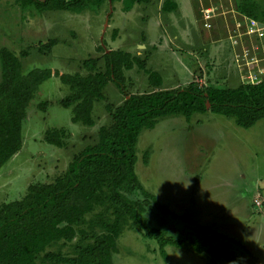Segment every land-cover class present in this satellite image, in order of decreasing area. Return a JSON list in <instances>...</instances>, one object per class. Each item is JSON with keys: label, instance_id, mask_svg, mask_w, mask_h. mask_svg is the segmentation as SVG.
<instances>
[{"label": "rangeland", "instance_id": "obj_1", "mask_svg": "<svg viewBox=\"0 0 264 264\" xmlns=\"http://www.w3.org/2000/svg\"><path fill=\"white\" fill-rule=\"evenodd\" d=\"M164 1L152 0L129 12L122 10V3L115 2L105 4L100 14H76L60 10L40 13L33 7L22 8L19 0H0V80L1 53L5 48L20 58L24 73L49 68L83 75L89 72L83 65L86 59H97L98 68L105 70L104 53L125 50L146 61V67L158 71L163 79L162 85L153 86L147 71L137 65L126 70L122 87L111 82L105 89L106 98L93 110L95 125L88 128L72 122V109L62 105L69 89L53 75L42 84L27 110L21 151L0 170V205L23 198L32 184L52 183L64 176L74 157L98 140L99 128L113 123L108 108L114 112L130 95L182 89L193 82L206 87H238V82L223 76V61H213L209 66L203 63L198 68L193 60L205 58L212 51L220 53L218 58L228 60L226 56L234 53L227 33L224 39L206 43L211 30L196 20V9L208 27L215 25L219 17L238 13V9L232 12V7H226L236 0H177L178 9L171 13L162 10ZM255 2L264 22V0ZM253 26L247 21L244 29L248 34L255 33L252 29L259 26ZM249 48L251 45L242 48L244 57L249 55ZM25 52L28 55L24 57ZM263 76L264 71L257 70L256 75L243 80L259 82ZM63 127L68 131L64 146L44 140L48 129ZM136 153V173L143 186L178 215L164 218L140 191L125 193L129 199L145 204L142 216L148 223L173 238L212 237L209 233L200 236L197 225L216 229L223 236L218 242L230 245L238 259L213 260L188 246L169 245L165 260L157 242L129 220L117 239V250L112 252L113 264H245L255 259L264 264V119L244 128L234 118L212 112L195 114L190 120L182 115L166 116L154 129L142 131ZM109 204L95 206L85 221L76 225L77 233L71 242L60 241L37 254V264L57 260L76 264L73 261L80 260L85 249L107 233L103 223H114L115 209ZM186 214L191 219H181ZM46 255L56 258L47 259Z\"/></svg>", "mask_w": 264, "mask_h": 264}, {"label": "trees", "instance_id": "obj_2", "mask_svg": "<svg viewBox=\"0 0 264 264\" xmlns=\"http://www.w3.org/2000/svg\"><path fill=\"white\" fill-rule=\"evenodd\" d=\"M107 1L19 0L22 8L33 7L40 13L60 10L76 14L86 11L100 14ZM110 1L122 2V10L129 12L136 5L149 4L152 0ZM236 5L240 13L263 22L255 0H236ZM177 8L174 0H165L162 6L166 13L174 12ZM27 55V52L22 54L24 57ZM1 58L0 169L21 150L27 110L42 84L53 75L58 76L69 89L62 105L72 109V122L88 128L95 125L93 110L97 103L106 98L105 89L111 82L122 87L126 70H132L137 65L147 71L151 85L163 83L158 71L148 69L146 61L125 50L104 53L105 70L98 68L97 59H86L83 63L89 71L86 75L53 72L49 68H33L24 73L22 61L8 48L2 50ZM108 111L112 113L113 123L99 128L98 140L87 144L74 157L64 176L52 183L32 184L23 198L0 205V264H37V254L60 241L71 242L77 233L76 225L84 222L95 206L108 202L111 204L109 207L115 209L114 223L110 225L105 221L103 225L107 233L96 238L85 249L80 260L73 263L113 264L112 252L117 250V239L129 220L157 242L165 260L168 259L166 248L170 245L176 248L188 246L198 254L209 255L213 260L235 262L237 252L230 245L218 242L223 236L216 229L197 225L200 236L211 234L212 237L206 239L167 236L164 229L151 226L142 216L146 210L145 204L129 199L125 193L140 191L147 200L153 201L164 218H177L178 215L169 206L162 204L143 186L136 173V146L140 134L144 129H154L166 116L182 115L190 120L195 114L207 112L234 118L244 128L252 127L264 118V79L243 83L235 88L206 87L193 82L182 89L133 94L114 112L111 107ZM67 136L65 127L52 128L45 132L44 140L62 147ZM144 161L148 162L147 155ZM182 218L191 219L187 214ZM224 238L234 243V240ZM46 258L56 257L46 255ZM52 264L61 263L57 260ZM245 264L262 263L255 259Z\"/></svg>", "mask_w": 264, "mask_h": 264}, {"label": "crops", "instance_id": "obj_3", "mask_svg": "<svg viewBox=\"0 0 264 264\" xmlns=\"http://www.w3.org/2000/svg\"><path fill=\"white\" fill-rule=\"evenodd\" d=\"M174 1H176L177 4L179 3L177 0H174ZM113 3H115V2H112L110 0L106 2V4L108 6H110V4H113ZM120 3H122V2H120ZM202 4L207 5V3H205V2ZM203 5L202 6L199 5L200 10L203 9ZM136 6H138V5H136ZM136 6H135V8H136ZM226 7H228V8L232 7V9H233L232 12H234V9L235 10L237 9L235 2L230 3L229 5H226ZM221 9L222 10L225 9V6L222 5ZM175 11H177V10H175ZM196 11H197V19L196 20L198 22H201L203 24L204 28L211 30L210 33L208 32V34H207L208 36L206 38V43L217 42L220 39H224L225 38L224 33H227L226 35L229 38V40L232 41L233 50H234V53L230 52L228 54V56H226V58L228 60H222L221 58H218L220 53L217 51H212V54L210 53L209 55L207 53V56L205 58H199V59L194 58L193 60H195L196 63L199 65L198 68H201L203 63L209 66V64L213 63V61H217V60H219V62L223 61L224 65H225V67L222 68L224 70V73H225V74H223V76L227 77L228 79L232 80L233 82H238V86L240 84L246 83V80H243V77L248 78V76H251V75L253 76L254 74L256 75L257 70L258 71H264L263 70L264 69V48L263 49L259 48L260 46H262V47L264 46V33L262 32V31H264V23L263 22H261L259 20L251 19V18L247 17L246 15L239 13L236 10L238 13H233V15H232V13L229 15H226L224 17L225 19L223 17H219V19H216V21H217V23H215L216 26L215 25H211V26L209 25L208 27H206L204 25L205 20H203V19L201 20V17L199 18V16H198L199 15L198 9H196ZM169 13H171V12H169ZM213 20L215 22V19H213ZM247 21L252 22L254 24V26H255V24H257V26H259L257 29H252V31L255 30V33H253V32H251V33H253L255 35H252L251 33L248 34V30L246 32V29H244V24ZM106 25H109V22L106 21ZM118 30H119V28H118ZM216 34H217V37H216ZM255 40H256V42H255ZM248 45H251V48L248 49L249 50L248 53H249L250 57H249V55H247L248 57L247 56L244 57L241 54V50L244 47L246 49V46L248 47ZM259 51H261V54H259ZM245 54H246V52H245ZM189 56H191V54H189ZM206 61H207V63H206ZM245 61H247V62L245 63ZM228 66H230V69H228ZM190 67H192V66L190 65ZM253 68H254V70H253ZM218 73L222 74L221 72H218ZM211 75H213V72L211 73ZM263 79H264V76L261 77V80H263ZM214 87H218V86H214ZM263 119H261V120H263ZM261 120H259V121H261ZM158 200H160V199H158Z\"/></svg>", "mask_w": 264, "mask_h": 264}, {"label": "built area", "instance_id": "obj_4", "mask_svg": "<svg viewBox=\"0 0 264 264\" xmlns=\"http://www.w3.org/2000/svg\"><path fill=\"white\" fill-rule=\"evenodd\" d=\"M264 70V69H263ZM261 73L263 72V71H260ZM253 83H255V82H253Z\"/></svg>", "mask_w": 264, "mask_h": 264}]
</instances>
